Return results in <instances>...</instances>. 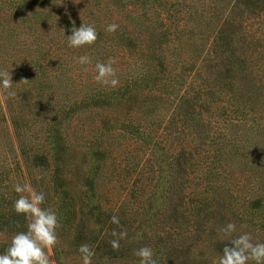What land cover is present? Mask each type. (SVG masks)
Instances as JSON below:
<instances>
[{"label": "trees", "instance_id": "trees-1", "mask_svg": "<svg viewBox=\"0 0 264 264\" xmlns=\"http://www.w3.org/2000/svg\"><path fill=\"white\" fill-rule=\"evenodd\" d=\"M248 12L258 24L250 30ZM82 23L95 25L98 39L70 47ZM112 23L119 28L105 31ZM237 42L252 62L229 60L222 70L221 47L232 54ZM83 55L92 63L79 64ZM110 57L114 88L95 80L96 63ZM18 60L29 83L8 99L18 136L9 151L19 159L11 171L0 166V253L26 231L14 210V185L25 180L58 214V264H82L84 243L94 248L92 264H139L134 253L144 246L158 264H213L241 233L264 242V122L242 115L246 105L264 108L256 73L264 0H0V70L16 78ZM237 73L248 81L242 91L218 83ZM225 91L242 103L233 104L241 116L230 131L209 115L229 110ZM229 222L236 232L226 236ZM122 229L127 238L114 250L112 232Z\"/></svg>", "mask_w": 264, "mask_h": 264}, {"label": "clouds", "instance_id": "clouds-1", "mask_svg": "<svg viewBox=\"0 0 264 264\" xmlns=\"http://www.w3.org/2000/svg\"><path fill=\"white\" fill-rule=\"evenodd\" d=\"M119 28L117 23L107 26L105 31L114 33ZM98 39V32L95 25H85L76 27L73 25L72 34L68 35L70 47L79 48L84 45L94 44ZM77 62L81 65L92 63L91 57L83 55L78 57ZM114 58H109L107 62H97L95 65L97 75L95 80L104 85L116 87L119 84L116 78V69L113 64ZM0 85L6 91L5 98L14 97L12 91V72L7 69L0 70ZM14 190L19 194L14 201V210L17 214H22L27 220L26 231L14 234L11 242L3 253H0V264H56L52 257L53 248L59 243L58 229L61 227L58 214L50 207H44L47 194L37 191L30 182L23 184L16 183ZM111 223L120 225L118 216L113 215ZM226 236H231L236 232V224L229 222L222 230ZM115 239L110 241L114 250H119L120 241L127 238V230H113ZM78 251L82 256V264H92L95 256L94 248L87 244H81ZM140 258L139 264H158L154 251L149 246L137 249L134 253ZM264 264V242L254 241L251 233L244 232L231 238L222 249L213 264Z\"/></svg>", "mask_w": 264, "mask_h": 264}, {"label": "rangeland", "instance_id": "rangeland-1", "mask_svg": "<svg viewBox=\"0 0 264 264\" xmlns=\"http://www.w3.org/2000/svg\"><path fill=\"white\" fill-rule=\"evenodd\" d=\"M174 16L173 19L177 18L178 16H180L179 12H175L174 10L171 12ZM247 18V19H246ZM253 18V19H252ZM245 24L248 25L247 30H250V25L252 23H255L256 26L257 24V19L254 18V14L250 13H246L245 14ZM238 21H240L239 19H236ZM235 26L238 28L239 23L235 22ZM235 33L236 30H234ZM248 37V36H246ZM223 50V52H222ZM251 51L249 47H247V43L245 45H242L241 43H235L234 45V50H232V54L230 53V50L227 48H222L221 47V52L218 55V61L221 60V63L223 65V67L221 68L222 70L227 67L229 60H238V61H243V59L247 60L249 63L252 62L251 58H254V55L251 56ZM253 54V53H252ZM19 64L21 65V67L24 70V73H18L16 78H12L13 79V88L14 86H20L23 85L25 83H29V67L27 66V63L25 60H18ZM42 64V63H41ZM46 65H50V63H48L47 61L45 62ZM42 66V65H41ZM47 67V66H46ZM12 68H17L19 69L20 67L15 65L12 66ZM16 69V70H17ZM39 69V68H38ZM259 69V70H258ZM256 73L257 76L259 75L261 77V81H263L264 79V67H260L258 68ZM238 74V75H237ZM237 74H233V79L231 80L229 78L228 75H221V79L219 80L218 83H220V85L225 86L224 89H229V85H231L230 83H232L233 86L235 87H240V90L242 91V89H245L246 85L248 84V81H246L245 79L241 78L239 75V73ZM229 84V85H227ZM251 84V82H250ZM185 87H194V85H186ZM236 89V88H234ZM230 90H232V88L230 87ZM7 95L6 91L3 89L2 85H0V149L2 150H6L8 151L7 155H3V153L0 154V166L5 167L6 169H9L11 171L12 167L15 166V162L16 159H19V156L17 154V152H13L12 153L9 151V148L11 147V144L13 143V145L15 147H17L18 144V136L17 132L15 131L14 127L11 125V112L9 111V98H5ZM220 100H222L223 102H225L226 106L228 107V111L227 112H223L221 109H216L213 108L210 112L209 115L214 116L217 118V120H219L220 122V126L221 129H226V131H230L231 129V125L234 122L233 119L236 116H241V114L238 115L237 112V108H234L235 105L233 104H242L238 102V98L235 95H232L230 91H225V93H222L219 95ZM232 104V105H231ZM234 106V107H233ZM246 111L242 114H248L247 116H255L256 118H262L260 121L264 122V108L261 107V111L259 109H252L250 106L246 105ZM241 113V112H239ZM208 115V114H207ZM160 131L162 130L161 126H160ZM214 142V139L213 141ZM21 164V163H20ZM22 166V165H21ZM11 177V175H10ZM25 182H28V180H25ZM52 258L55 259L56 264L57 263V259H56V255L54 252V249L52 250Z\"/></svg>", "mask_w": 264, "mask_h": 264}]
</instances>
